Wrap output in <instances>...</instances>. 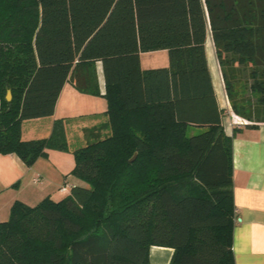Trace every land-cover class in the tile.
Returning a JSON list of instances; mask_svg holds the SVG:
<instances>
[{"label":"trees","instance_id":"obj_1","mask_svg":"<svg viewBox=\"0 0 264 264\" xmlns=\"http://www.w3.org/2000/svg\"><path fill=\"white\" fill-rule=\"evenodd\" d=\"M209 34L233 114L264 121V0H0V153L30 166L66 150L62 119L30 140L21 122L52 115L68 81L100 95L98 62L107 100L105 122L73 151L84 184L15 201L0 264H150L152 245L171 247V264H235L233 135ZM159 49L168 65L143 68L141 54ZM246 68L256 100L242 104L233 90Z\"/></svg>","mask_w":264,"mask_h":264},{"label":"crops","instance_id":"obj_2","mask_svg":"<svg viewBox=\"0 0 264 264\" xmlns=\"http://www.w3.org/2000/svg\"><path fill=\"white\" fill-rule=\"evenodd\" d=\"M207 41L211 42L209 53ZM206 57L218 103L225 110L224 131L227 135H233L235 226L232 250L235 264H264V121H253L252 125H247L245 119L233 114L209 35ZM96 67L100 95H103L105 83L100 62L96 63ZM94 97L81 93L71 82H66L52 115L21 122L22 138L47 137L52 132L54 122L62 119L66 137L71 135L68 131L73 123L72 127L79 132L78 143L86 144L84 130L98 127L106 120L107 107L98 112L93 104ZM90 118H95L90 125L82 123L84 119ZM28 120L32 123L25 131L24 123ZM74 162L71 149H47V154L40 156L30 166L15 153H0V221L9 218L11 206L17 200L28 205H35L47 196L59 200L69 194L71 185L84 184L70 173ZM65 186L66 190H61ZM172 254L171 247L152 245L149 249L150 264H171Z\"/></svg>","mask_w":264,"mask_h":264},{"label":"rangeland","instance_id":"obj_3","mask_svg":"<svg viewBox=\"0 0 264 264\" xmlns=\"http://www.w3.org/2000/svg\"><path fill=\"white\" fill-rule=\"evenodd\" d=\"M209 36L211 37L210 34H209ZM210 43H211L210 41H207L208 53L210 52L209 51L210 50L209 49ZM210 64H211V61H210ZM167 65H168V54H167L166 49H159V50H155V51L143 52L141 54V66L143 68H158V67H165ZM248 72H249V68H246L245 70H243V73H242L243 78H241L240 81L234 86V90H233V94L236 95V97L239 99V102L243 101L242 104L253 103L256 100V96H255L256 94H254L250 88L251 82L249 80L250 77L248 75L249 74ZM8 90H10V89H8ZM11 97H12V93H11ZM94 98H96V99H94L95 102L93 104L96 107V109H98L97 111L98 112L104 111L107 107L106 98L103 95H95ZM99 116H102V115H99ZM243 119H245V118H243ZM92 121H95V118L84 119L82 123L85 125H90L92 123ZM30 123H32V122H30L29 120L25 121V123H24L25 131L27 130V128H28L27 126H29ZM72 124H71L70 128H71V130L73 129V131H71V130L68 131L69 135L70 134L71 135L69 136V138L66 137V140H67V149L66 150L71 149L72 151H74L75 148H78L80 145H83L84 143L83 142L78 143V141H79L78 133L79 132L74 130L75 128L72 127L73 126ZM31 128L34 129L35 128L34 125H32ZM196 130H198V129H196ZM82 140H83V138H82Z\"/></svg>","mask_w":264,"mask_h":264},{"label":"water","instance_id":"obj_4","mask_svg":"<svg viewBox=\"0 0 264 264\" xmlns=\"http://www.w3.org/2000/svg\"><path fill=\"white\" fill-rule=\"evenodd\" d=\"M6 99H7V100H10V99H11V91H10V90L7 91ZM134 157H135V156H133V157L131 158V160H133Z\"/></svg>","mask_w":264,"mask_h":264},{"label":"built area","instance_id":"obj_5","mask_svg":"<svg viewBox=\"0 0 264 264\" xmlns=\"http://www.w3.org/2000/svg\"><path fill=\"white\" fill-rule=\"evenodd\" d=\"M242 123H243V122H242ZM61 190L65 191V190H66V186H65V187H63Z\"/></svg>","mask_w":264,"mask_h":264}]
</instances>
